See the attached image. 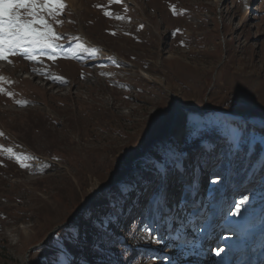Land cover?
<instances>
[{
    "label": "rangeland",
    "instance_id": "374dc122",
    "mask_svg": "<svg viewBox=\"0 0 264 264\" xmlns=\"http://www.w3.org/2000/svg\"><path fill=\"white\" fill-rule=\"evenodd\" d=\"M66 4L49 20L55 60H0V264H52L90 220L123 245L113 253L132 250L123 264H264V0ZM178 105L202 113L175 119ZM167 144L187 168L170 196L139 203L125 182ZM116 178L123 198L108 194Z\"/></svg>",
    "mask_w": 264,
    "mask_h": 264
},
{
    "label": "snow or ice",
    "instance_id": "6c2138e0",
    "mask_svg": "<svg viewBox=\"0 0 264 264\" xmlns=\"http://www.w3.org/2000/svg\"><path fill=\"white\" fill-rule=\"evenodd\" d=\"M120 2L121 0H109L110 4ZM66 7V0H0V60L11 63L10 56H23L28 60L36 61L38 49L50 50L52 55L48 58L55 60L61 48L57 41L61 39L62 34L55 31L53 23L49 20L54 21L56 25H62L64 21L58 17L64 14ZM104 14L112 16L110 11H105ZM116 18L124 19L122 16ZM140 27L143 28V25L141 24ZM76 47L85 50L81 44H77ZM8 95L12 94L8 93ZM16 103L25 106L28 102L18 100ZM0 136H3V133H0ZM8 151L11 152L12 149ZM15 159L21 161L27 157L21 154ZM179 159L177 149L172 144L162 145L154 150L150 154L151 162L141 170L139 178L133 177L131 181L125 182L132 187L131 191L126 190L127 195L134 196L138 189L141 193V200L138 202L144 205L149 203V199L144 197L155 200L161 195L165 198L170 196L173 192V181L180 179ZM21 167H30V165L21 163ZM117 192L122 198L125 196V191L117 189ZM246 200L247 197L244 198V201ZM236 214H239V210ZM88 225L91 233L86 230L75 236L70 233L67 239L56 242L51 251L52 264H56V256L61 251L60 246L76 257L73 264H80L81 261L83 264H113V260L99 250L111 251L103 244V237L107 233L96 228L91 220L88 221ZM108 228L117 231V226L111 222Z\"/></svg>",
    "mask_w": 264,
    "mask_h": 264
},
{
    "label": "trees",
    "instance_id": "16d2710c",
    "mask_svg": "<svg viewBox=\"0 0 264 264\" xmlns=\"http://www.w3.org/2000/svg\"><path fill=\"white\" fill-rule=\"evenodd\" d=\"M217 135L216 136H220V134L219 133H216ZM154 137H151L150 138V140H149V142L153 139ZM149 145V144H148ZM145 146V147H144ZM143 147L144 148H146L147 146H146V144L144 145ZM189 146H192V145H189V144H187V146H185V150L184 151H187V149H188V147ZM143 147H138V148H135V149H131L132 151L129 153V155L131 156V158L133 159V158H135V157H137L138 155H139V153L140 152H142V150L144 149ZM143 148V149H142ZM191 148H193V147H190V149ZM245 159H246V157H244ZM251 159V158H250ZM246 164H248V163H242L241 165V172H244V174H247L248 173V171L249 170H251V165H247L246 166ZM263 165H264V161H263V163H262ZM219 166H224L225 167V170L228 168V164H227V162L226 161H224L223 162V165H219ZM249 166V167H248ZM222 168V167H221ZM115 180L114 179H111L110 180V183L109 184H111V183H113ZM117 189H120L121 191H122V189L116 184V185H112V187H111V192H109L108 194H111V195H113V196H118L119 194H118V192H117ZM102 218H104L103 216H101ZM95 225H96V228H98V229H100L102 232H105V233H107L104 237H103V244L104 245H106V246H108L109 248H107V249H111L112 250V247L114 246V247H116L117 249H119L121 246H123V245H121L120 243V245L117 243V245L115 246L114 244H116V243H114L113 244V237H111V234L105 229V228H103V227H100V226H98V224L97 223H95V222H93ZM57 231H59V232H62V231H60L59 229L57 230ZM56 231V232H57ZM88 232L89 233H91V228L89 227L88 228ZM62 234H65L64 232H62ZM113 236V235H112ZM65 238V237H64ZM66 239V238H65ZM50 241V239L48 240V242ZM47 243V242H46ZM51 245V244H50ZM50 248H52V247H50ZM143 252H144V250H143ZM102 253L107 257V258H109V259H112L113 260V264H123V263H125V262H127L128 261V256H129V254H131L132 253V250L131 251H121V250H117V252H116V254L115 253H113L112 251H107V252H104V250L102 251ZM57 256L58 257H61V258H63V260L64 261H66L67 263H69V260H68V258H74V256L71 254V253H68L67 252V250L66 249H63V251H60L58 254H57ZM119 259H121V263H118L119 262ZM45 261L47 262V264H50V262H49V260L47 261V259L45 258Z\"/></svg>",
    "mask_w": 264,
    "mask_h": 264
},
{
    "label": "water",
    "instance_id": "95a60500",
    "mask_svg": "<svg viewBox=\"0 0 264 264\" xmlns=\"http://www.w3.org/2000/svg\"><path fill=\"white\" fill-rule=\"evenodd\" d=\"M182 107H183V108H182ZM181 109H185L186 111L195 112V113H202L201 110H194V109H191V108H189V107H187V106L185 107V106H182V105H178L177 108H176L177 113L175 114V119L177 118L178 113L180 112ZM174 122H175V120H174ZM174 122H173V123H174ZM158 140H160V137H154V138L149 142V144H154V143H155L156 141H158ZM135 159H136V158H135ZM135 159H133L132 161H134ZM131 163H132V162H131ZM130 165H131V164H128V165H127V168H129ZM118 180H119V178H116L115 181H114L112 184L117 183ZM112 184H110V185H112ZM98 191H99V189H98L96 192H94V194H96ZM79 210H81V207H79V208L77 209V211H79ZM59 226H61V225H59ZM58 228H59V227H58ZM57 230H58V229H57ZM57 230L54 229L53 231H51V233H49V236H50L53 232H56ZM49 236H48V237H49ZM47 239H48V238H46V239H45L44 241H42L41 243H39V244H37V245L31 247V249L33 250L35 247L43 245V244L47 241ZM31 249H30V251H31ZM30 251H29V252H30ZM27 262H28V259H26V261H25L23 264H26Z\"/></svg>",
    "mask_w": 264,
    "mask_h": 264
},
{
    "label": "bare ground",
    "instance_id": "6f19581e",
    "mask_svg": "<svg viewBox=\"0 0 264 264\" xmlns=\"http://www.w3.org/2000/svg\"><path fill=\"white\" fill-rule=\"evenodd\" d=\"M183 108V107H182Z\"/></svg>",
    "mask_w": 264,
    "mask_h": 264
}]
</instances>
